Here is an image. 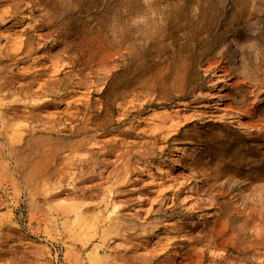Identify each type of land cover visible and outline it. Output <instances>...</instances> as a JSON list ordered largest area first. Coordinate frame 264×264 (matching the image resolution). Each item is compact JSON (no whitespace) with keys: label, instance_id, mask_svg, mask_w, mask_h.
I'll return each instance as SVG.
<instances>
[{"label":"rangeland","instance_id":"1","mask_svg":"<svg viewBox=\"0 0 264 264\" xmlns=\"http://www.w3.org/2000/svg\"><path fill=\"white\" fill-rule=\"evenodd\" d=\"M0 264H264V0H0Z\"/></svg>","mask_w":264,"mask_h":264},{"label":"bare ground","instance_id":"2","mask_svg":"<svg viewBox=\"0 0 264 264\" xmlns=\"http://www.w3.org/2000/svg\"><path fill=\"white\" fill-rule=\"evenodd\" d=\"M113 49H114V47H110V46H107V47H105V46H103L102 45V47L100 48V49H98V50H94L95 52H94V55H95V57H96V62L97 63H101V62H103L105 59H106V57L110 54V52H112L113 51ZM157 69V68H156ZM157 73V72H156ZM236 89H237V87H236ZM241 111H243L244 112V114L245 115H247L248 117H252L253 116V114L254 113H252L251 111H249L247 108H246V106H245V104L242 102V106H241ZM257 123V122H256ZM248 124H250L249 126L252 128V127H255L256 126V124H255V122H254V120H252V119H250V122L248 123ZM247 124V125H248ZM249 128V127H248ZM249 130H250V128H249ZM244 148V147H243ZM247 148H249V147H247ZM243 150V149H242ZM247 151V150H246ZM245 154V153H244ZM247 155V154H246ZM241 156V155H240ZM237 159V158H236ZM243 164V163H242ZM261 164V162L260 161H257L256 162V164H253V166H257V168H259L258 166ZM256 170V169H255ZM258 170V169H257ZM244 173H246V172H244ZM250 173V172H249ZM222 173L219 171V170H217L216 171V175L214 176L215 178H216V176H220ZM208 176V175H207ZM210 176V175H209ZM156 235H158V234H156ZM162 235V234H161ZM159 237V236H158Z\"/></svg>","mask_w":264,"mask_h":264}]
</instances>
